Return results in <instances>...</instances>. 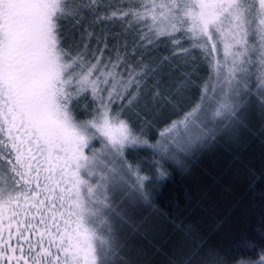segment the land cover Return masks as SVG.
<instances>
[{
  "label": "snow or ice",
  "instance_id": "1",
  "mask_svg": "<svg viewBox=\"0 0 264 264\" xmlns=\"http://www.w3.org/2000/svg\"><path fill=\"white\" fill-rule=\"evenodd\" d=\"M254 116L264 0H0V264H134L132 154L191 156ZM168 264L227 262L200 242Z\"/></svg>",
  "mask_w": 264,
  "mask_h": 264
},
{
  "label": "trees",
  "instance_id": "2",
  "mask_svg": "<svg viewBox=\"0 0 264 264\" xmlns=\"http://www.w3.org/2000/svg\"><path fill=\"white\" fill-rule=\"evenodd\" d=\"M170 116L161 110L146 129L148 136L155 137ZM132 155L150 178L145 189L150 203L130 210L139 230L125 232L134 264H168L174 252L200 242L227 264L259 258L264 251V119L254 116L237 137H224L191 156ZM242 240L254 249L245 250Z\"/></svg>",
  "mask_w": 264,
  "mask_h": 264
},
{
  "label": "rangeland",
  "instance_id": "3",
  "mask_svg": "<svg viewBox=\"0 0 264 264\" xmlns=\"http://www.w3.org/2000/svg\"><path fill=\"white\" fill-rule=\"evenodd\" d=\"M179 156H181V155H178L177 157H179ZM177 157H176L175 159H177ZM175 159H174V160H175Z\"/></svg>",
  "mask_w": 264,
  "mask_h": 264
}]
</instances>
